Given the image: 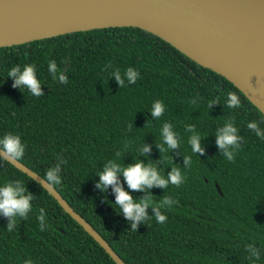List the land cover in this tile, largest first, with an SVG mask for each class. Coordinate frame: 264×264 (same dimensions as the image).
Masks as SVG:
<instances>
[{
  "label": "trees",
  "instance_id": "16d2710c",
  "mask_svg": "<svg viewBox=\"0 0 264 264\" xmlns=\"http://www.w3.org/2000/svg\"><path fill=\"white\" fill-rule=\"evenodd\" d=\"M52 60L68 77L67 84L53 80ZM33 63L44 93L40 97L13 88L8 78L11 67ZM128 67L140 78L134 85L125 80L120 88L112 72L119 69L123 75ZM228 92L240 97L241 108L226 106ZM196 98V104L189 103ZM156 100L166 110L155 121L149 110ZM212 100L218 104L210 109ZM262 117L221 76L137 28L96 29L0 48V138L20 135L26 151L19 162L42 179L58 154L67 160L56 192L125 264H253L247 244L261 249L255 264H264V141L245 123ZM228 118H234L243 137L234 163L220 156L215 145L214 133ZM165 122L173 124L181 149L167 154L161 174L176 164L183 167L182 154L191 156L192 163L181 168L185 181L180 187L150 190L157 203L165 194L179 202L162 209L167 221L158 224L152 218L131 231L114 205L112 189L102 194L95 188L96 173L108 159H117L118 151V162L133 163L143 143L151 152L139 159L145 164L159 160L156 143ZM189 124L202 137L203 156L193 154L187 143ZM14 180L35 198L27 219L17 218L12 232L0 216V264L27 259L33 264H114L38 184L8 163L0 164V186ZM130 194L134 199L145 195ZM40 209L45 210L44 231L37 219Z\"/></svg>",
  "mask_w": 264,
  "mask_h": 264
},
{
  "label": "water",
  "instance_id": "95a60500",
  "mask_svg": "<svg viewBox=\"0 0 264 264\" xmlns=\"http://www.w3.org/2000/svg\"><path fill=\"white\" fill-rule=\"evenodd\" d=\"M115 27L161 39L229 82L264 117V0H0V48ZM8 164L38 184L114 264H125L55 189L41 186L39 175Z\"/></svg>",
  "mask_w": 264,
  "mask_h": 264
},
{
  "label": "clouds",
  "instance_id": "9594fccd",
  "mask_svg": "<svg viewBox=\"0 0 264 264\" xmlns=\"http://www.w3.org/2000/svg\"><path fill=\"white\" fill-rule=\"evenodd\" d=\"M109 63L105 65V71L111 68ZM48 70L52 74L53 80H59L63 84L68 83V77L57 67L56 61L52 60L48 64ZM120 88L125 87V80L128 84L134 85L140 78V73L133 67H128L123 75L119 69L112 72ZM8 78L13 80L12 87L20 90H27L31 95L40 97L44 95L42 85L36 76V65L25 64L23 67L15 65L8 71ZM197 99L189 101L191 104H196ZM218 104L216 100L208 102V107L212 109L213 105ZM226 106L230 109L241 108L240 97L235 92L227 93ZM165 105L161 100L153 102L150 111L152 119L155 121L160 119L165 113ZM246 127L257 138L264 141V117L259 121L252 120L245 122ZM130 127H133L130 126ZM185 131L191 135L188 137V145L193 154L203 156L205 148L202 147V137L196 131L195 125H186ZM215 145L219 150V155L227 161L234 163L235 155L242 150L243 137L239 135V129L236 127L234 118L225 120L223 126L219 127L215 133ZM156 148L160 153V159L154 163L147 162L146 164L139 157H148L151 152V146L143 145L138 150V157H133V163L124 165L118 162L121 153H115L117 159H108L102 169L96 173L99 176V181L95 184V188L102 194L107 193V189L111 188L115 196V203L121 212V215L130 224L131 231H137L139 225L154 218L158 224H163L167 221V216L162 214V209L171 208L173 204H178L168 195H164L159 199V202L153 200L151 189L160 188L167 190L169 186L180 187L185 176L182 174L181 168H189L192 160L191 156L183 155V167L176 164L172 166L170 172L166 175L161 174L160 168L167 161V154L178 149H181V140L178 133L174 130L173 124L165 122L160 129V143H156ZM26 146L22 143L21 136L13 133H6L0 138V164L17 163L25 156ZM150 160V159H149ZM153 161V160H152ZM67 164V160L58 154L57 163L48 168L40 183L43 188L46 185L47 190H54L57 185L62 183L61 172L62 165ZM121 177L123 178L121 180ZM127 185V191L124 185ZM131 192H140L145 195L140 199H134ZM34 195L27 190V187L20 180L5 182L0 186V216L7 219V231L12 232L17 226V218L22 220L27 219L28 214L32 211V201ZM151 209L152 215H149ZM40 230H45V210L40 209V214L37 217ZM246 251L249 253V259L259 261L261 259V249L254 244H247ZM24 264H33L31 259L24 261Z\"/></svg>",
  "mask_w": 264,
  "mask_h": 264
}]
</instances>
